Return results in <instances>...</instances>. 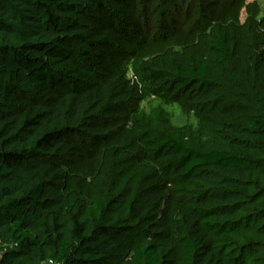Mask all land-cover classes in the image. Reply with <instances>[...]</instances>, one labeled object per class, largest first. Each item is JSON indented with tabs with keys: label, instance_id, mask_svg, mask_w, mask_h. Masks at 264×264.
I'll use <instances>...</instances> for the list:
<instances>
[{
	"label": "trees",
	"instance_id": "obj_1",
	"mask_svg": "<svg viewBox=\"0 0 264 264\" xmlns=\"http://www.w3.org/2000/svg\"><path fill=\"white\" fill-rule=\"evenodd\" d=\"M113 1L0 0V264H166L159 247L145 239L131 242L122 256L123 242L134 228L108 211L107 194L100 200L90 194L93 212L80 213L64 181L59 199L44 202L46 186L56 183L51 181H58L62 171L30 164L47 152L78 151L67 147L65 139L77 134L81 111L136 92L137 85L119 69L93 88L64 91L58 101L41 97L61 85L73 57L92 47L91 33L77 15L91 7L104 12ZM228 37L226 27L213 28L207 56L190 64L173 51L170 71L136 64L143 90L168 103L169 83L186 90L215 87L213 71L230 56ZM260 75L258 93L264 100V65ZM237 77L225 75L230 83H237ZM249 136L252 149L264 158V111ZM114 144L119 159L136 154L151 166L153 189L159 196L166 194L169 203L173 186L198 182L180 220L172 218L168 207L162 216L172 264H226L243 203L251 200L264 218V187L253 180L255 160L241 141L230 140L227 149H209L178 133L159 136L130 117Z\"/></svg>",
	"mask_w": 264,
	"mask_h": 264
},
{
	"label": "rangeland",
	"instance_id": "obj_2",
	"mask_svg": "<svg viewBox=\"0 0 264 264\" xmlns=\"http://www.w3.org/2000/svg\"><path fill=\"white\" fill-rule=\"evenodd\" d=\"M77 18L89 29L92 47L73 57L61 85L41 97L58 101L64 91L93 88L105 82L111 70L119 69L126 71L137 90L125 100L111 99L81 111L77 134L65 139L67 147L78 151L63 148L31 161L62 171L58 181H51L56 183L46 186L43 201L58 200L65 191L64 181L80 213L93 212L90 194L96 200L107 194L111 198L108 211L121 215L120 220L134 228L123 242L122 256L131 242L145 239L159 247L166 264H172L162 216L168 207L172 218L180 220L198 191V182L173 186L169 203L166 194L159 196L153 189L151 166L136 154L119 159L114 140L128 119L135 117L159 136L178 133L209 149H227L230 140L241 141L255 160L253 180L264 187V158L252 149L249 136L264 111L258 93L264 65V0H114L104 12L91 7ZM223 27L229 32L230 56L213 71L215 87L186 90L169 83L165 88L168 103L143 90L136 64L170 71L168 59L173 51L184 54L182 62L190 64L196 57L207 56L210 33ZM227 74H237V83H230ZM242 208L225 254L226 264H264V218L251 200ZM2 255L0 249V259Z\"/></svg>",
	"mask_w": 264,
	"mask_h": 264
},
{
	"label": "built area",
	"instance_id": "obj_3",
	"mask_svg": "<svg viewBox=\"0 0 264 264\" xmlns=\"http://www.w3.org/2000/svg\"><path fill=\"white\" fill-rule=\"evenodd\" d=\"M47 264H58V263H55V262H53V260H50L47 262Z\"/></svg>",
	"mask_w": 264,
	"mask_h": 264
}]
</instances>
